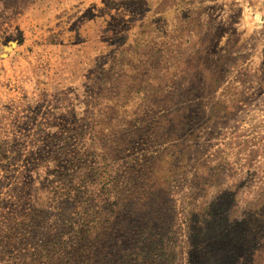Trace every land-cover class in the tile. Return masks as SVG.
Wrapping results in <instances>:
<instances>
[{
    "label": "rangeland",
    "instance_id": "374dc122",
    "mask_svg": "<svg viewBox=\"0 0 264 264\" xmlns=\"http://www.w3.org/2000/svg\"><path fill=\"white\" fill-rule=\"evenodd\" d=\"M55 6L113 52L81 127L6 75ZM0 58V264H264V0H0Z\"/></svg>",
    "mask_w": 264,
    "mask_h": 264
},
{
    "label": "crops",
    "instance_id": "0c3cea01",
    "mask_svg": "<svg viewBox=\"0 0 264 264\" xmlns=\"http://www.w3.org/2000/svg\"><path fill=\"white\" fill-rule=\"evenodd\" d=\"M60 8L56 6L49 8L42 19L48 37L43 44V47L46 46V51L42 56L41 65L43 67L40 71H43L44 74L41 73V80L33 63L25 61L23 64L20 58L9 61L6 75L17 79L21 77L19 80L26 86L23 92L24 100L26 107L30 110L33 109V85L36 81L42 82L44 88L41 93L42 108L47 107L46 111H70L73 118H69L72 122L65 121L64 123L81 127L84 122L83 115L87 112H93V108L96 109L99 103V94L97 88L93 87V80L96 79V74L102 71L113 58V52L107 53V51L99 50L102 48L100 42H87L86 45H82V42L78 44L76 36L77 16L70 21H65L61 17L53 21L49 20V16L52 17L55 12L59 13ZM66 35H73L70 36L69 42ZM85 41L90 40L85 39ZM4 63L6 62H1V67ZM94 81L96 83V80ZM12 83L9 82V85L12 86ZM13 88L11 87L10 90L15 92L12 90ZM0 91H3L2 84H0ZM57 123L59 124V122Z\"/></svg>",
    "mask_w": 264,
    "mask_h": 264
},
{
    "label": "built area",
    "instance_id": "2783aa9c",
    "mask_svg": "<svg viewBox=\"0 0 264 264\" xmlns=\"http://www.w3.org/2000/svg\"><path fill=\"white\" fill-rule=\"evenodd\" d=\"M1 59V58H0ZM0 78H1V72H0Z\"/></svg>",
    "mask_w": 264,
    "mask_h": 264
}]
</instances>
